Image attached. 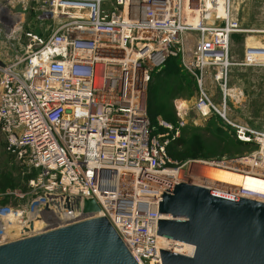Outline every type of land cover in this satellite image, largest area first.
<instances>
[{"label":"built area","instance_id":"1","mask_svg":"<svg viewBox=\"0 0 264 264\" xmlns=\"http://www.w3.org/2000/svg\"><path fill=\"white\" fill-rule=\"evenodd\" d=\"M242 31L230 0H0V133L33 193L25 204H0V226L43 221L28 233L0 235V244L87 217L64 208V197H79L96 201L93 215L109 220L138 264H161L159 249L192 254L156 235L158 204L166 189L186 182L193 161H222L172 159L167 147L184 116L175 123L149 119L151 74L170 57L197 81L195 113L221 119L236 140L255 146L236 159H253V172L238 189L217 192L264 202V129L227 117L229 43ZM256 32L264 38V25ZM189 33L196 37L186 50ZM241 64L264 66L248 51ZM207 69L222 92L219 103L203 89ZM48 196L57 204L45 211ZM58 208L64 216L51 220Z\"/></svg>","mask_w":264,"mask_h":264},{"label":"water","instance_id":"2","mask_svg":"<svg viewBox=\"0 0 264 264\" xmlns=\"http://www.w3.org/2000/svg\"><path fill=\"white\" fill-rule=\"evenodd\" d=\"M206 118H210L206 117ZM158 204L156 235L193 246L191 255L159 249L161 264H264V202L180 182ZM49 205H56L48 196ZM62 200V197H59ZM66 210L88 216L0 244V264H138L92 198ZM28 231V228H25Z\"/></svg>","mask_w":264,"mask_h":264},{"label":"rangeland","instance_id":"3","mask_svg":"<svg viewBox=\"0 0 264 264\" xmlns=\"http://www.w3.org/2000/svg\"><path fill=\"white\" fill-rule=\"evenodd\" d=\"M230 4L231 16L243 31L232 34L229 43L231 66L227 77L229 92L227 117L251 129L261 131L264 129V67L243 66L241 63L245 58V51H248L251 59L264 63V38L256 32L264 25V0H230ZM24 13L26 22H31V15ZM25 26V29L30 27V25ZM34 28H37V25H34ZM186 37L185 49L190 50L196 34L189 33ZM1 40L0 37V42ZM1 49L0 46V52ZM179 63L174 58L163 69L154 72L147 93L148 115L154 122L162 119L175 123L180 115H183L186 121L178 140L171 141L168 145L169 156L177 161L198 158L230 163L254 150L253 144H237L232 131L221 119L215 116L200 118L195 113L193 104L199 91L198 84L187 71V74L181 71ZM202 74L203 89L215 103L221 102L222 92L215 80L214 72L207 69ZM180 102L186 105L183 110L178 108ZM23 172L21 163L8 153L4 136L0 133V204H25L33 196L26 184L27 175ZM186 182L207 186L201 179L194 180L188 177ZM15 193H22L25 197L18 198ZM54 215L51 214V217H54L51 220L59 218ZM38 222L43 224L42 218H31L28 223H33L36 228L39 226ZM30 230L32 229L28 228V231L24 230V232L28 233ZM13 232L9 234L18 235V232Z\"/></svg>","mask_w":264,"mask_h":264},{"label":"bare ground","instance_id":"4","mask_svg":"<svg viewBox=\"0 0 264 264\" xmlns=\"http://www.w3.org/2000/svg\"><path fill=\"white\" fill-rule=\"evenodd\" d=\"M184 107H186L184 102H180L178 108L180 110H183ZM252 167H253V159L251 158L245 161L236 160L230 163L220 162L218 164L208 163L204 161H193L188 171L186 172V177H190L194 180L201 179L203 180L204 184H207V186H209L210 188L216 191H220V189H224L226 191L227 190L233 191L238 189L237 187L242 182L241 180L242 177L249 176V174L253 172L254 169ZM183 174L184 172L179 171V175L183 177ZM245 186L250 187L249 184L247 183H245ZM75 201H76L75 198L72 199V201H70V204L74 206ZM62 213H63L62 209L58 208V211H56V216L61 218ZM51 218L54 217L52 216ZM28 222L20 221V219H15L14 221L9 222L8 225L5 224L4 226H0V235L3 236L10 235V237H12L14 234L13 235L9 234L10 232L15 231L19 233V231L21 232L25 230V228L32 229L34 227L33 223H28ZM37 224L40 226L42 223L40 224V222H38ZM182 244L183 247L182 248L175 247V251H186L187 253H191L193 251L192 245L186 243H182ZM158 245L164 246V242L160 238L158 239Z\"/></svg>","mask_w":264,"mask_h":264},{"label":"trees","instance_id":"5","mask_svg":"<svg viewBox=\"0 0 264 264\" xmlns=\"http://www.w3.org/2000/svg\"><path fill=\"white\" fill-rule=\"evenodd\" d=\"M174 58H176V57H170L169 59H167V61L165 62V64H164V67L166 66V64L170 61V60H173ZM179 62H180V60L178 59V58H176ZM180 64V68H181V71L182 72H184V73H186L187 74V72L186 71H184V69H182V66H181V63H179ZM163 67V68H164ZM162 68V69H163ZM154 73V72H153ZM152 73V74H153ZM152 74H151V76H152ZM148 87H149V84H148ZM147 93H148V88H147ZM147 115H148V103H147ZM148 117H149V119L152 121V122H154L153 121V119H151V117L148 115ZM229 128V127H228ZM231 130V129H230ZM232 131V130H231ZM232 134H233V131H232ZM234 137V136H233ZM235 139V138H234ZM178 139H175V140H173V141H177ZM235 141H236V143L237 144H239V145H249V144H247V143H243V142H240V141H238V140H236L235 139ZM167 150H168V147H167ZM192 159H198V158H192Z\"/></svg>","mask_w":264,"mask_h":264},{"label":"crops","instance_id":"6","mask_svg":"<svg viewBox=\"0 0 264 264\" xmlns=\"http://www.w3.org/2000/svg\"><path fill=\"white\" fill-rule=\"evenodd\" d=\"M264 67V66H263Z\"/></svg>","mask_w":264,"mask_h":264}]
</instances>
